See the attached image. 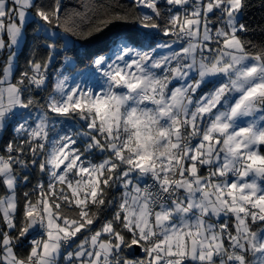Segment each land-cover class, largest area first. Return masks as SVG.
<instances>
[{
	"label": "snow or ice",
	"instance_id": "6c2138e0",
	"mask_svg": "<svg viewBox=\"0 0 264 264\" xmlns=\"http://www.w3.org/2000/svg\"><path fill=\"white\" fill-rule=\"evenodd\" d=\"M0 264H264V0H0Z\"/></svg>",
	"mask_w": 264,
	"mask_h": 264
},
{
	"label": "trees",
	"instance_id": "16d2710c",
	"mask_svg": "<svg viewBox=\"0 0 264 264\" xmlns=\"http://www.w3.org/2000/svg\"><path fill=\"white\" fill-rule=\"evenodd\" d=\"M260 12L259 10H253L252 12H250L249 14V19H250V22L252 23H256L260 20Z\"/></svg>",
	"mask_w": 264,
	"mask_h": 264
}]
</instances>
